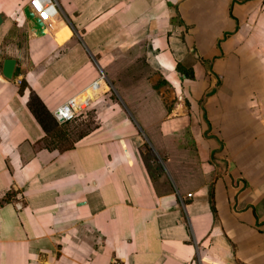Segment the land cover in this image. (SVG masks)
Listing matches in <instances>:
<instances>
[{"label":"crops","instance_id":"obj_1","mask_svg":"<svg viewBox=\"0 0 264 264\" xmlns=\"http://www.w3.org/2000/svg\"><path fill=\"white\" fill-rule=\"evenodd\" d=\"M27 4L0 0V264H264V0H56L40 37ZM31 90L86 108L48 132Z\"/></svg>","mask_w":264,"mask_h":264},{"label":"built area","instance_id":"obj_2","mask_svg":"<svg viewBox=\"0 0 264 264\" xmlns=\"http://www.w3.org/2000/svg\"><path fill=\"white\" fill-rule=\"evenodd\" d=\"M30 10L44 23L51 16L52 7L56 5V0H28L27 4ZM86 100L77 101L75 98L68 99L64 104L59 106L55 112L62 117V122L73 121L79 112L86 108Z\"/></svg>","mask_w":264,"mask_h":264},{"label":"trees","instance_id":"obj_3","mask_svg":"<svg viewBox=\"0 0 264 264\" xmlns=\"http://www.w3.org/2000/svg\"><path fill=\"white\" fill-rule=\"evenodd\" d=\"M177 70L180 73L185 74L187 77H191V72H187L182 69L181 65H177ZM21 73L20 69L17 67L14 70V77L16 78ZM27 87V83L24 78H22L18 83V90L19 93H23L24 89ZM28 107L31 110L32 114L35 116L37 121L40 123V125L48 132L53 129L57 123L55 118L52 116V114L47 110L42 100L39 98V96L34 92H29V97L27 101ZM10 194H7L4 198V200L10 199ZM211 208L214 210L213 201L211 200Z\"/></svg>","mask_w":264,"mask_h":264},{"label":"water","instance_id":"obj_4","mask_svg":"<svg viewBox=\"0 0 264 264\" xmlns=\"http://www.w3.org/2000/svg\"><path fill=\"white\" fill-rule=\"evenodd\" d=\"M23 14L25 16V19L28 22V29L34 33L36 37L43 36L45 31V25L44 22L41 21L29 8L28 5H26L23 8ZM15 64L16 60L13 58H6L3 61L2 64V74L5 78L11 79L14 76V70H15ZM54 117L59 122H62V117L58 112L54 113Z\"/></svg>","mask_w":264,"mask_h":264},{"label":"rangeland","instance_id":"obj_5","mask_svg":"<svg viewBox=\"0 0 264 264\" xmlns=\"http://www.w3.org/2000/svg\"><path fill=\"white\" fill-rule=\"evenodd\" d=\"M85 120H87V118ZM84 121L77 120L71 123H64L60 128L54 130L50 134L51 139L54 140L52 142L56 141V144H59L60 146H67L71 139L75 138L78 133L93 126L92 122L89 123L87 120L85 121L86 123H84Z\"/></svg>","mask_w":264,"mask_h":264}]
</instances>
